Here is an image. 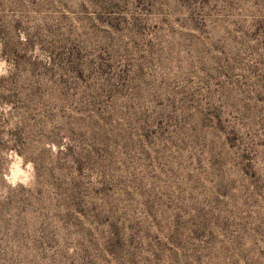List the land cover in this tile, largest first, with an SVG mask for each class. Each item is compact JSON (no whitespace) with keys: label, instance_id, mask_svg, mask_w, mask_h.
<instances>
[{"label":"rangeland","instance_id":"1","mask_svg":"<svg viewBox=\"0 0 264 264\" xmlns=\"http://www.w3.org/2000/svg\"><path fill=\"white\" fill-rule=\"evenodd\" d=\"M0 264H264V0H0Z\"/></svg>","mask_w":264,"mask_h":264},{"label":"clouds","instance_id":"2","mask_svg":"<svg viewBox=\"0 0 264 264\" xmlns=\"http://www.w3.org/2000/svg\"><path fill=\"white\" fill-rule=\"evenodd\" d=\"M18 175H21V173L19 172V166L18 164H14L13 165V181Z\"/></svg>","mask_w":264,"mask_h":264}]
</instances>
